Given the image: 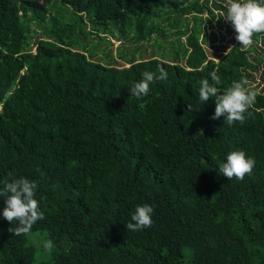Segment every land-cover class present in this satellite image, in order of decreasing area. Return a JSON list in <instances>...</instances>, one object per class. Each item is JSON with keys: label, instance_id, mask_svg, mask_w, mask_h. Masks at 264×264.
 Segmentation results:
<instances>
[{"label": "trees", "instance_id": "trees-1", "mask_svg": "<svg viewBox=\"0 0 264 264\" xmlns=\"http://www.w3.org/2000/svg\"><path fill=\"white\" fill-rule=\"evenodd\" d=\"M224 3L0 0V181L37 183L45 218L30 232L53 242L50 259L35 262L27 234L8 231L18 225L0 196V264H264V93L249 88L252 115L232 126L211 119L214 98L198 100L213 70L223 91L256 69L235 37L232 49L218 46L221 30L232 32ZM92 35L134 48L107 63ZM151 41V57L136 60ZM157 65L167 80L131 97ZM236 150L256 161L242 181L219 173ZM144 204L152 226L127 231Z\"/></svg>", "mask_w": 264, "mask_h": 264}, {"label": "clouds", "instance_id": "clouds-1", "mask_svg": "<svg viewBox=\"0 0 264 264\" xmlns=\"http://www.w3.org/2000/svg\"><path fill=\"white\" fill-rule=\"evenodd\" d=\"M224 7L227 9L224 18L232 24L236 32L235 40L241 45L239 48L245 49L252 44L253 33H264V0H225ZM209 76L211 81L205 78L200 82L198 100L205 104L210 98H214L215 112L211 119L219 120L223 117L228 126L243 124L252 115L249 109L255 104L257 96L255 91L246 87L249 83L247 78L241 77L221 91L217 87L221 84L217 71L213 70ZM167 78L168 72L162 65H157L155 72L144 71L142 78L138 82L133 81L129 87L130 96L141 100L149 94L153 83L166 81ZM185 111H194L193 105L187 103ZM200 133L203 134V130ZM255 164V159L247 157L245 151H231L226 157V162L219 164V173L227 179L236 178L242 181L246 174L252 173ZM91 182L89 179L88 183ZM0 185V196L6 197L2 216L11 224L16 222L18 225L10 227L8 231L15 236L28 234L37 221L45 218L44 212L38 207V200L35 199L37 183L25 177L16 178L9 173V178L0 181ZM153 213L154 208L151 205L136 206L130 221L125 225L126 230L137 232L150 228L153 224ZM43 247L51 250L53 242L47 240Z\"/></svg>", "mask_w": 264, "mask_h": 264}, {"label": "rangeland", "instance_id": "rangeland-1", "mask_svg": "<svg viewBox=\"0 0 264 264\" xmlns=\"http://www.w3.org/2000/svg\"><path fill=\"white\" fill-rule=\"evenodd\" d=\"M232 32L227 34L226 31L221 30L220 35L224 37L222 41L218 43V46L227 47L223 49H229L232 47L230 44L233 37H235V30L233 26H231ZM93 37L89 41L90 47H97L98 50L96 51V57L103 59L104 62L110 63L109 56H115L118 49H123L124 52L130 56L131 52L133 50V45L129 42H122L118 41L117 39L107 38L106 40L109 41V44L107 43H99L98 37L92 35ZM172 39V38H171ZM87 40V41H88ZM151 42H145L143 44L138 45L137 52L135 54V59H148L151 57V53L153 50L151 48ZM247 48H250L251 51L249 53L250 59L253 61V65L256 67L254 72L251 74L252 79L248 80V85H246L247 88L255 89L258 92L264 93V74H261V64L264 61V36L263 38H260L257 41H253L250 46ZM222 48L220 50H223ZM207 53L211 57H215L213 51L211 49H207ZM109 55V56H108ZM120 61V60H119ZM120 65H124L122 61L119 62ZM47 241V238L44 233L40 231L36 232H30L27 234V243L28 246L32 247L34 249V260L35 262H41V261H47L50 259L51 250H46L43 247V243Z\"/></svg>", "mask_w": 264, "mask_h": 264}, {"label": "crops", "instance_id": "crops-1", "mask_svg": "<svg viewBox=\"0 0 264 264\" xmlns=\"http://www.w3.org/2000/svg\"><path fill=\"white\" fill-rule=\"evenodd\" d=\"M260 72H262L261 74H264V61H263V63L261 64V70H260ZM264 86V85H263Z\"/></svg>", "mask_w": 264, "mask_h": 264}]
</instances>
